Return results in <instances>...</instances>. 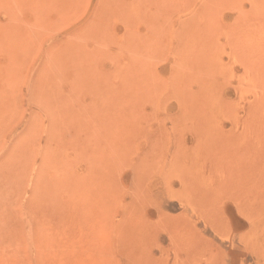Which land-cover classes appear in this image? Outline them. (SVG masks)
<instances>
[{
  "label": "rangeland",
  "instance_id": "1",
  "mask_svg": "<svg viewBox=\"0 0 264 264\" xmlns=\"http://www.w3.org/2000/svg\"><path fill=\"white\" fill-rule=\"evenodd\" d=\"M263 210L264 0H0V264H264Z\"/></svg>",
  "mask_w": 264,
  "mask_h": 264
},
{
  "label": "bare ground",
  "instance_id": "2",
  "mask_svg": "<svg viewBox=\"0 0 264 264\" xmlns=\"http://www.w3.org/2000/svg\"><path fill=\"white\" fill-rule=\"evenodd\" d=\"M237 148H238V147H237ZM235 197H236V196H235ZM224 199H225V198H224ZM228 200H229V199H228ZM233 200H234V199H233ZM238 202H239V201H238ZM235 204L237 205V203H235ZM220 205H221V204H220ZM262 205H263V204H262ZM257 206H259V204H258ZM243 207H244V206H243ZM243 207H242V208H243ZM247 208H248V207L246 206V210H247ZM243 210H244V208H243ZM246 210H244L245 213H247ZM263 211H264V210H263ZM249 212H250V210H249ZM250 214L253 215L252 212H251ZM258 215H259V214H258ZM255 216H257V215H255ZM248 217H249V216H248ZM253 217H254V216H253ZM255 218H256V217H255ZM260 218H261V217H260ZM251 219H252V218H251ZM255 223H256V222H255ZM258 225H259V224H258ZM251 227H252V226H251ZM257 227H258V226H257ZM262 228H263V227H262ZM257 229H258V228H257ZM263 230H264V229H263ZM261 231H262V229H261ZM262 232H263V231H262ZM252 234H253V233H252ZM261 236H262V235H261ZM255 237H256V236H255ZM254 247H255V246H254ZM256 247H257V246H256ZM256 247H255V249H257ZM262 247H263V246H261V248H262ZM263 248H264V247H263ZM263 248H262V250H263ZM251 249H253V247H252ZM251 249H250V250H251ZM255 249H254V251H255ZM251 251H253V250H251ZM254 251H253V252H254ZM256 251H257V250H256ZM254 253H256V252H254ZM254 253H253V254H254ZM258 254H259V252L256 253V255H258ZM261 254H262V253H261ZM257 257H258V256H257ZM259 258H260V256H259ZM263 258H264V257H263ZM263 260H264V259H263ZM259 263H260V262H259Z\"/></svg>",
  "mask_w": 264,
  "mask_h": 264
}]
</instances>
